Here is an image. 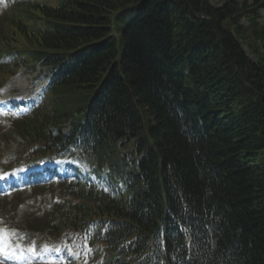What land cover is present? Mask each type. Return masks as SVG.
Segmentation results:
<instances>
[{
    "label": "trees",
    "instance_id": "obj_1",
    "mask_svg": "<svg viewBox=\"0 0 264 264\" xmlns=\"http://www.w3.org/2000/svg\"><path fill=\"white\" fill-rule=\"evenodd\" d=\"M260 7L15 4L0 22V58L50 75L46 99L14 118L9 134L24 144L10 161L68 155L87 167L59 164L56 191L69 197L58 193L64 202L46 217L23 214V227L39 241L79 243L85 264H264ZM0 69L5 79L12 71Z\"/></svg>",
    "mask_w": 264,
    "mask_h": 264
},
{
    "label": "rangeland",
    "instance_id": "obj_2",
    "mask_svg": "<svg viewBox=\"0 0 264 264\" xmlns=\"http://www.w3.org/2000/svg\"><path fill=\"white\" fill-rule=\"evenodd\" d=\"M50 4L55 3L56 0H46ZM11 0H0V22H3L4 19L9 16L10 8L9 4H12ZM259 18L258 21L261 24H264V7H260L258 9ZM242 23L247 25L245 20H242ZM9 63V61L7 60ZM48 71L46 67H42L40 65L35 66L33 69L29 67H24V65L20 64L17 68L12 69L10 73L6 76L9 78L5 80L0 86V104L3 105L6 102H14L15 104H19L21 102H27V106H23L22 108L28 112L31 103L33 105L37 104L39 97L45 95V89L47 84V75ZM4 74L0 72V81L4 78ZM32 105V106H33ZM1 110V109H0ZM6 110V109H5ZM9 112L13 113L12 109L9 108ZM4 110L0 111V163L4 159H8L9 156H12L13 153L16 154V151H19L18 148L24 144L20 137H13L8 132V121H10L9 117L4 114ZM70 119L62 120L61 126L66 130L68 128ZM80 164V163H79ZM50 190H42V189H19L18 192H13L10 195L6 194L0 197V238L5 239V236H8L11 233H14L15 230L9 228L12 226L20 231L21 223L23 220L24 213L27 216H32L35 218L46 217L48 212H45V209H48L49 205L52 202H48L50 200H57V193H52L55 190V184L52 183L48 186ZM59 194L62 196H67L68 193L60 190ZM46 202L47 208H44L43 204ZM58 206V205H57ZM52 210H55L52 208ZM15 218V220H14ZM18 219V220H17ZM45 218L44 220H46ZM30 220V219H29ZM43 220V221H44ZM20 221V222H19ZM22 229V228H21ZM19 235V233L17 232ZM38 235V234H32ZM22 237V236H21ZM15 247L17 248V244L15 243ZM17 254V253H16ZM0 256H3L0 253ZM77 259V258H76ZM11 260V259H9ZM4 258L0 257V264H33L34 260L32 258H26L23 260H19L16 262H10ZM51 260V259H50ZM74 260L73 262H75ZM53 262V261H49ZM59 262V261H58Z\"/></svg>",
    "mask_w": 264,
    "mask_h": 264
}]
</instances>
